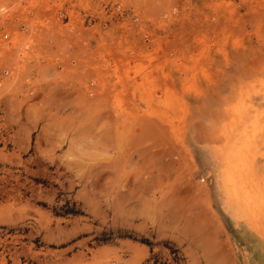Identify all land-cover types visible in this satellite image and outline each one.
<instances>
[{"label": "rangeland", "instance_id": "rangeland-1", "mask_svg": "<svg viewBox=\"0 0 264 264\" xmlns=\"http://www.w3.org/2000/svg\"><path fill=\"white\" fill-rule=\"evenodd\" d=\"M0 264H264V0H0Z\"/></svg>", "mask_w": 264, "mask_h": 264}, {"label": "bare ground", "instance_id": "bare-ground-1", "mask_svg": "<svg viewBox=\"0 0 264 264\" xmlns=\"http://www.w3.org/2000/svg\"><path fill=\"white\" fill-rule=\"evenodd\" d=\"M245 141L246 140H244V144H245ZM243 142V141H242ZM241 143V142H240ZM243 144V143H242ZM235 145V144H234ZM241 149H242V147H241ZM240 150V149H239ZM246 150V149H245ZM241 151V150H240ZM235 153H237V151L235 152ZM238 153H239V151H238ZM237 153V154H238ZM241 154H242V152H241ZM243 158V157H242ZM234 167H233V165L231 166H229V173H230V175H229V177H228V182L230 183V184H232L233 186H235L234 187V189H236L235 190V193H236V195H237V192L239 191V189L237 188V185H238V177L236 176V174L234 173L235 171H237L235 168L233 169ZM239 169H241V166H240V168ZM234 171V172H233ZM241 186H244L243 184H241ZM241 189H243V187H241ZM249 194H251V193H249ZM249 194H247L250 198H252V196L251 195H249Z\"/></svg>", "mask_w": 264, "mask_h": 264}]
</instances>
